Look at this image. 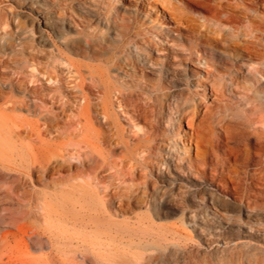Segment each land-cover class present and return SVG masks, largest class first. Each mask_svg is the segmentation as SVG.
Segmentation results:
<instances>
[{
  "label": "bare ground",
  "instance_id": "bare-ground-1",
  "mask_svg": "<svg viewBox=\"0 0 264 264\" xmlns=\"http://www.w3.org/2000/svg\"><path fill=\"white\" fill-rule=\"evenodd\" d=\"M8 1L0 0V168L17 173L20 181H0V194L26 207L18 213L0 208V221L16 229L0 237V252L9 253L7 262L0 254V264H243L256 257L259 250L249 240L232 243L219 214L189 206L190 192L171 170L169 150L178 142L172 137L160 140L168 136L161 132L168 119L183 134L178 135L182 151L189 153L195 136L197 160L189 162V169L202 175L210 169L214 183L245 207L238 209L240 215L248 220L264 217V132L245 129L207 104L209 91L216 96L221 82L198 70L178 69L175 64L181 62L161 57L160 42L151 34L167 40L163 23L145 28L136 9H110L91 0ZM201 1L214 20L248 37L241 45L235 43L236 49L264 56V0ZM19 5L32 15L27 17L30 24L15 11ZM163 8L176 24L190 23L177 4L164 0ZM91 22L100 23L101 29L87 32ZM35 26L51 34L39 40L48 51L30 43ZM73 26L80 30L73 31ZM212 42L198 37L193 48L205 58L213 57ZM63 49L98 61L86 65L89 80L82 64L69 61L76 91L65 90L62 66L52 61ZM27 53L31 59L24 58ZM30 62H36L31 66L37 73L28 69ZM47 81L58 84L46 88ZM181 82L186 86L178 91ZM121 115L143 132L139 142L121 137L129 136ZM42 130L82 139L71 138L78 148L62 149L45 141ZM81 143L90 150H81ZM94 152L103 157L118 154L115 173L88 174L86 156ZM114 174L117 181L107 182ZM33 177L53 191L24 199ZM203 199L220 214L235 206L212 191ZM169 209L181 212L179 223H162ZM197 227L201 236L196 239L190 231ZM187 239L200 240L201 248ZM46 243L50 250L36 255L37 246L43 251Z\"/></svg>",
  "mask_w": 264,
  "mask_h": 264
},
{
  "label": "rangeland",
  "instance_id": "rangeland-1",
  "mask_svg": "<svg viewBox=\"0 0 264 264\" xmlns=\"http://www.w3.org/2000/svg\"><path fill=\"white\" fill-rule=\"evenodd\" d=\"M163 1L164 0H91L94 4L103 3L105 6H109L110 9H113L115 5L124 6L125 8L132 10L136 9L139 24L145 26L147 29L152 25L158 26L157 23L162 22L165 33L168 35L167 40L163 37H156L155 34H151L155 40L160 42V51L163 52L161 57H166L172 64L181 62V65L175 64L178 69H187V71L198 70L201 75L205 77L207 75L213 78L215 77L217 81L221 82L220 91L216 94V96H213L209 91V97L206 101L207 104L212 106L215 111L224 113V115L228 116V118L240 122L245 129L253 130L254 128H258L260 131L264 132V56L255 52H246L242 54V49H236L237 45L235 43L240 42L239 44L241 45L245 39H248V37L245 36L242 30H234L233 28L214 20L213 12L201 0H168L179 6L181 14L188 19V21H190L189 24H176L171 21L170 14L163 8ZM231 1L234 3L242 2V0ZM5 2L11 1L5 0ZM14 9L15 11L19 10L17 12L20 13V15L23 13L24 16L21 15V20L24 21L25 25L30 24V19L28 18L32 17V15H28L26 11L28 9L25 8V6H15ZM73 27V31L80 30L78 26ZM100 29L101 24L97 22H91L86 27L87 32L98 31ZM32 34H34V36H30V43L38 45L40 49H42V47H46L45 51H48L49 49L47 44L44 42L40 43L39 40L42 36L48 39V36L51 34H48L47 32H38L36 26L34 27ZM52 37L53 36H51V39H53ZM198 37L202 38L205 42H208V39L213 41L211 46L214 47L215 56H207L205 58L202 53H197V51L193 48V45L197 41ZM190 51L193 52L192 56L189 55ZM153 56L155 58L160 57L156 55V52L153 53ZM24 58L31 59V56L27 53ZM39 60L44 61L45 58H39ZM52 61H56L55 63L57 65L62 66V70L66 76V78H64L66 91L77 90L72 88L74 80L68 73L69 61L82 64L83 73L86 74V76L88 75V80L90 71L86 65H98V61L96 59L77 55L66 49H63L60 57L55 60L52 59ZM30 63L31 64L28 65V69L37 73L36 68L31 66L35 65L33 63L36 62ZM195 64H197L198 67H196ZM57 84L58 83L56 82L47 81L45 87L55 88ZM178 85V91H182L186 86L185 82H181ZM172 107H174V104ZM13 113L27 116L25 112ZM171 114H173V111L169 110V115ZM27 117L33 120L37 119L36 115ZM121 123L127 130L125 134L129 135L121 136L124 140H129L131 144L141 140L143 132L138 131L137 128H131L124 115H121ZM163 126L164 127L161 128V132L168 134V136H161L160 140L172 137V141L178 142L176 146L174 144L173 149L169 150L172 155L170 163L171 170L173 176H175L180 183L182 182L181 184L189 190V206L196 211L204 212L207 210V213L210 215H215V213L219 214L221 220L227 226V231H230L229 234L233 239L232 243H237L242 239H247L251 244L258 248V255L249 261L244 260L243 264H264V217L254 216L255 219L248 220L244 215H240L238 213V209H245V207L238 199L223 192L221 185L214 183L213 179H211L212 173L210 169H208L207 175H202L194 169H189V162L194 163V161L197 160V140L195 139V136L191 137L193 143L190 144V149L188 150L189 153H186V151H182V143L178 141V135H183L182 132H180L181 130H176V126L173 121L169 119L165 121ZM182 126L186 129L187 134L192 132L186 123H183ZM42 138L62 149L78 148L71 145V138H73L74 141L82 139L81 136H68L66 133H63L62 135H49L45 130H42ZM168 142L169 141L165 140V144ZM252 143L254 144L255 140H253ZM80 145L83 146V149L81 150H90L89 148H85L84 143H81ZM231 145L233 146L234 144ZM117 155L116 157L108 155L103 157L97 152H94V154L86 156L88 160V174H95L101 171L105 172V175L115 173L113 161L117 159ZM253 169L254 166L252 165L248 170L252 173ZM116 177V174H114V176L109 178L107 182L117 181ZM152 178L154 179V177ZM2 180L19 182L20 177L17 173L6 172L0 168V181ZM65 183H71V180H66ZM228 185L231 188H234V185L230 180ZM254 189L255 191H259L258 186ZM48 191H53V188L50 187L47 182H38L36 177H33L32 181L29 182L24 191V199L30 196L36 197L40 195L41 192ZM208 191L214 192L224 201L234 203V208L220 214L216 207H213L210 203H207L206 200L203 199L204 195H206ZM3 206L12 208L15 213H18L22 208L26 207V203L12 201L6 195L1 193L0 208ZM167 211L169 216L164 218L162 223H179L178 221L181 212L171 209ZM67 212L71 213V208ZM249 212L254 213V210L250 209ZM196 229L197 231H190V233L197 239L198 236H201V229L198 227ZM14 231H16L14 227L0 221V237L10 235ZM196 241L192 242L187 239V242L201 248L200 240ZM37 247L38 248L35 251L36 255L47 253L50 250V246L47 243L45 244L43 251H40L39 246ZM0 254L2 253L0 252ZM2 255L4 256L3 262H7L9 253L5 252Z\"/></svg>",
  "mask_w": 264,
  "mask_h": 264
}]
</instances>
